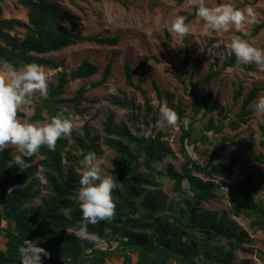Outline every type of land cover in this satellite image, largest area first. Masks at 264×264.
Masks as SVG:
<instances>
[{
  "label": "trees",
  "instance_id": "1",
  "mask_svg": "<svg viewBox=\"0 0 264 264\" xmlns=\"http://www.w3.org/2000/svg\"><path fill=\"white\" fill-rule=\"evenodd\" d=\"M27 9V20L4 17V8L0 0V63H10L22 67L35 62L42 67L59 68L61 62L50 57L51 52L59 51L77 44L94 43L116 46L119 37L91 36L84 33L77 15L63 3V0H14ZM78 5L76 0H70ZM183 0H179L182 2ZM196 15L195 11L187 20ZM264 29V23L254 27L252 35ZM232 54L224 67L235 63ZM190 62L184 57L183 65L176 68L175 76L184 91L190 93L191 113L182 100L175 101V95L163 89L153 80L159 98L166 101V106L177 114L181 123V151L185 161L181 170L168 165L166 175L173 182V190L178 199L167 200L165 196L151 190L154 185L151 171L154 164L166 157L174 158V152L160 133L144 134L134 131L123 121L113 122L109 116L104 122L103 143L114 150L117 158L110 175L116 177L118 187L113 191L115 212L110 220H102L95 225H88V234L96 235L101 241L95 246L81 238V212L74 196L79 188L80 175L76 166L89 152L96 156L102 153L100 137L85 134L70 144V139H58L55 151L41 147V158L33 164L34 156L26 159L28 167L19 170L13 163L11 148L0 152V238L6 240L5 250H0V264H20L18 247L25 239L34 240L39 246L55 256L48 260L43 257V264H106L110 258L123 259L124 264H132V254L137 256L136 264H235L238 251H247L245 246L248 233L225 213L207 211L202 208L204 202L216 198L217 183L213 174L222 170L220 166H202L187 151L186 141L193 134L192 123L185 127L183 119L188 116L198 121L209 115L201 125L196 141L207 143L210 132L222 133L225 128L238 130L253 118L251 106L262 90L253 86L242 99L238 112L229 116H214L215 107L209 104V97L200 98L194 89H190L185 78V70ZM99 67L89 59L83 60L70 72L60 71L58 82L46 98L34 103L35 113L32 120H45L43 111L51 119L64 106L78 108L86 101L85 93L106 83L112 72L109 62L98 81L80 86L73 97L65 98L69 81L86 79L95 75ZM124 73L129 85L139 89L145 99V116L152 115L155 121L157 113L150 105V99L143 86L134 82V69L125 63ZM219 71L211 70L205 76L210 84ZM242 87L236 90L234 98L242 96ZM114 105L129 109L128 120L133 127L140 119L141 108L134 99L112 98ZM66 114V112H65ZM23 116L18 112V117ZM145 123H148L145 119ZM138 130V128H136ZM261 151L255 150L254 141L249 142V154L258 163L264 164V119L259 124ZM232 138L222 135L216 147L222 149ZM236 158L225 168H231ZM10 165V166H9ZM37 166L44 170L46 195L37 204L38 190L32 176ZM199 174L208 176L202 178ZM248 187L239 188L231 200L232 210L237 216L249 220L250 227L264 230V198L258 196L255 181L248 176ZM264 183V176H262ZM5 223V226L4 224ZM113 243H116L114 246ZM264 261V253L262 254ZM240 264H247L242 261Z\"/></svg>",
  "mask_w": 264,
  "mask_h": 264
},
{
  "label": "rangeland",
  "instance_id": "2",
  "mask_svg": "<svg viewBox=\"0 0 264 264\" xmlns=\"http://www.w3.org/2000/svg\"><path fill=\"white\" fill-rule=\"evenodd\" d=\"M78 5L70 0H63L78 17L84 33L91 36L119 37L116 46L98 45L94 43L77 44L59 51L51 52L50 57L61 62L59 68L43 67L48 74V94L50 89L58 82L60 71L70 72L80 63L89 59L94 62L99 71L86 79H75L66 85L62 97L71 98L76 90L83 84L98 81L103 76V70L111 62L112 72L106 83L100 87L90 89L85 93L86 101L78 108L64 106L66 115H70L74 122V130L70 139L72 144L76 138L84 137L85 134L96 135L102 153L97 156L104 174L110 175L114 168L113 161L117 158L114 150L103 143L105 135L103 130L104 122L109 116L113 122H127L134 131L144 134L160 133L162 139L171 146L175 157H166L161 162L154 164L151 171V178L154 185L151 190L165 196L167 200L178 199L177 192L173 190V182L166 175L168 165H173L176 170H181L185 157L181 151V123L176 122L174 127L157 129L156 120L159 115V107L166 101L158 97L153 85L156 81L161 88L170 90L175 95V101L182 100L187 106L188 114L191 113L190 93H186L181 83L175 76L176 68L183 65L185 56L190 62L185 70V78L190 89H194L197 95L210 97L209 104L215 107L214 116L218 118L222 114L233 116L238 112L240 103L246 93L253 87H261L254 103L259 97H264V71L258 69L254 64L243 65L235 61L231 66L224 67V62L229 61L232 53L231 41L235 38L246 39L256 47L264 49V29L257 35H252L254 27L264 23V0H226L240 9L252 8L255 13V21L245 25L242 32L230 29L228 32H215L207 29L204 22L196 15L187 20L188 15L195 11L197 0H76ZM221 0H208L211 6H216ZM4 17L27 20V9L16 3L14 0H2ZM177 16H183L190 27V34L183 40L175 39L168 33V28ZM174 35V34H173ZM218 52L219 57L210 53ZM129 63L134 69V82L141 84L150 99L153 111L157 113L155 121L152 115L145 116V99L142 92L129 85L126 81L124 66ZM219 71L210 84L205 82L206 74L211 71ZM242 87V96L234 98L236 90ZM48 96V95H47ZM134 99L135 104L141 109L137 112L140 119L133 127L128 120L129 109L114 105L112 98ZM40 100L37 94L28 105L21 108L22 120L33 122L32 116L35 113L34 103ZM45 120H49L46 111H43ZM209 115L203 116L198 121H193L189 116L183 119L185 127L192 123L193 134L187 139L186 148L188 153L202 166H220L222 170L213 174V180L217 183L216 198L204 202L202 208L207 211H215L218 214L225 213L231 220L236 221L239 226L248 233L246 243L247 251H238L235 264L247 261V264H264L262 254L264 253V230H253L249 220L237 216L231 205L232 198L239 188L248 187L247 177L250 176L256 183L258 196L264 198V164L255 161L249 154V142L254 141L255 150L261 151L259 144V124L264 117H257L254 113L252 120L238 130L225 128L222 133L210 132V139L207 143L196 141L201 125L207 121ZM148 123H145L143 120ZM138 128V130H136ZM222 135L232 138L227 141L222 149L216 147ZM11 148L12 156L18 155L15 147ZM41 158L39 153L34 154L33 164ZM235 164L226 169L233 159ZM80 169L76 166V171ZM202 178L209 177L199 174ZM35 189L38 190V197L33 201L37 204L40 198L47 193L44 170L37 166L32 176ZM80 187V186H79ZM79 190V188H78ZM77 190V193H78ZM77 193L74 199L77 201ZM5 226V223H3ZM6 240L0 238V250H5ZM115 246L116 243H113ZM55 256L51 252L48 260ZM132 264H136L137 256L132 254ZM106 264H124L123 259L110 258Z\"/></svg>",
  "mask_w": 264,
  "mask_h": 264
},
{
  "label": "clouds",
  "instance_id": "3",
  "mask_svg": "<svg viewBox=\"0 0 264 264\" xmlns=\"http://www.w3.org/2000/svg\"><path fill=\"white\" fill-rule=\"evenodd\" d=\"M196 16L202 19L207 29L215 32H228L230 29L242 32L245 25L256 19L252 8L240 9L226 0H221L216 6H211L208 0H197ZM168 33L172 38L183 40L190 34V27L183 16H177L168 28ZM230 49L238 63L254 64L264 71V49L241 38L233 39ZM210 54L219 57L218 52ZM48 79L45 69L35 62L22 67L0 63V152L8 145L14 146L19 154L12 157L11 165L17 166L21 171L28 167L26 159L33 157L41 147L55 151L57 140L70 138L74 130L72 117L63 110L43 122H29L18 117V111L28 105L37 94L40 98L47 97ZM251 108L257 117H264V97H259ZM177 119L175 111L162 104L155 127H174ZM80 166L77 201L81 223L78 235L98 247L102 241L96 235L88 234L87 226L113 217L115 203L112 193L118 187L117 179L113 175L104 174L94 152L85 155ZM18 253L20 264H43L42 258L50 256L37 241L29 239H25L18 247Z\"/></svg>",
  "mask_w": 264,
  "mask_h": 264
}]
</instances>
